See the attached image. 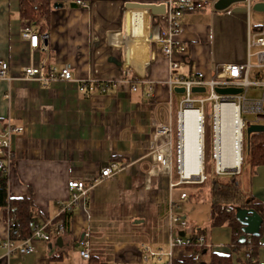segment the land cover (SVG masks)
<instances>
[{"label":"crops","instance_id":"1","mask_svg":"<svg viewBox=\"0 0 264 264\" xmlns=\"http://www.w3.org/2000/svg\"><path fill=\"white\" fill-rule=\"evenodd\" d=\"M80 1L84 5L68 0L54 7L46 32L34 27L48 38L33 49L22 36L23 25L28 22L20 16V0H0V59L10 62L11 73L18 75L22 67L31 63L44 65V70L61 69L69 63L77 79L122 72L131 75L128 68L143 77L119 82L105 95L82 93L76 81L42 84L0 79V142L8 123L24 127L12 138L10 196H31L35 204L32 219L45 223L57 218L61 204L79 192L69 188V181H83L88 188L84 201L71 211L70 230L59 235L53 232L51 241L34 240L36 251L29 254L4 256L2 242L11 237V230L0 208V264H89V259L80 255L85 232L90 234L91 256L98 257L101 264H149L152 259L155 264L168 263L166 256L145 261L143 255L148 249L168 251L176 233L169 217L172 203L188 221L184 232L192 237L204 235L211 245L204 255L207 263L211 262V252H215L231 254L233 264H245L249 252L232 250L230 225H211V211L200 219L199 204L182 202L187 199L180 198L183 188L176 195L177 187L193 183L181 182L176 165L173 168L175 129V149L170 151V133H161L158 125L172 123L175 100L178 112L183 99L173 94L167 82L169 75L189 77L201 72L208 79L224 64L243 66L248 60L250 32L264 29V24L252 25L253 8L245 12L216 10L215 0H207L200 3L205 10L183 14L184 32L173 38L186 47L182 51L176 43L167 41L166 13L145 12L144 8L129 11L125 7L127 2L160 4L169 0ZM72 2L76 5H70ZM127 12L134 35L141 37L149 21L151 44L140 38L128 45V51L124 50L119 25L124 24ZM171 60L178 63L176 69L170 70ZM257 62L258 59L251 61ZM250 80L264 82V66L252 68ZM248 92L250 99L261 98L264 85L251 86ZM160 153L165 158L158 160ZM111 163H116L118 169H113L112 176L102 178V171ZM171 182L176 185L170 187ZM251 192L255 201L263 205L258 258L264 264V165L255 169ZM187 250L175 249L174 260H182Z\"/></svg>","mask_w":264,"mask_h":264},{"label":"built area","instance_id":"2","mask_svg":"<svg viewBox=\"0 0 264 264\" xmlns=\"http://www.w3.org/2000/svg\"><path fill=\"white\" fill-rule=\"evenodd\" d=\"M216 1V0H215ZM214 1V2H215ZM207 3V0H169V2L164 3L166 11L165 13L168 15V38L167 41L169 43H176L178 47L182 51L186 50L184 45H181L178 41H175L174 36L181 35L184 32V26L182 23L183 18V10L180 8L186 7L191 8L195 6H200V3ZM213 2V3H214ZM245 6L248 10L252 9L253 1L245 0ZM80 5H84V3L80 0L77 2ZM130 11V9H128ZM145 12H148L145 10ZM164 13V14H165ZM147 16V14H146ZM131 15L129 12L126 13L125 21L123 24L122 34L124 37V48L125 51H128V45L131 42H134L137 39L145 38L146 40L152 43L151 39V30L149 21L147 20V29L141 34V37L138 35H134L131 29ZM252 30V29H251ZM23 38L29 41V45L31 48H38L41 44V40H46L48 38L47 34L41 36L39 32H37L30 22L23 25ZM136 36V37H135ZM248 60L243 66L238 64H224L221 70L216 73V75L212 78H206L205 75L201 72L194 73L189 77H184L181 75H169L167 78V82L170 88L173 90L175 86H184L185 92L183 99L180 102V109L178 110L177 115V124H176V147L179 152L181 145V129L179 124V116L182 110L186 109H197L201 111L203 114V135L201 138L203 150L205 149V115H204V104L207 101H212L213 109H212V151L214 153V160H216V171L218 174L226 173L224 168H219L217 166V146H218V136L221 137L220 145L223 147L225 145L224 135L226 133L223 132V129L218 133L217 132V123H216V114L215 108L216 105L220 104H233L238 108L237 118L234 115L235 124H240V131L235 130L234 135H240L239 146L242 151H245L246 147V128L249 126L251 121H247L242 117V111L244 113L251 112L255 114V122L264 124V96L261 98L250 99L246 96L244 92L237 95H221L216 92L215 88L217 86H240L244 87V89L255 86V85H264V82L252 81L250 80V72L254 67H262L264 66V29H260L255 32H250L249 41H248ZM253 48H257L256 52H252ZM252 56H256L258 59L257 64H253L250 61ZM44 65L31 63L22 67V69L18 72V75H14L11 73V64L10 62L0 59V79H8V80H25L32 81L42 84H49L55 80H65V81H76L78 84V89L82 93L94 94L99 93L105 95L108 91L113 88L117 83L122 81H135L139 80L143 77V75L139 76H123V77H115V76H90L85 79H77L73 75L72 65L67 63L61 69L57 67H48L44 70ZM178 67V63L176 61L169 62L170 70L176 69ZM226 72V73H225ZM194 86H205L209 95L207 97H194L193 96V87ZM134 89L136 87L134 86ZM205 92V93H206ZM196 103H199L198 106H195ZM234 121V120H233ZM156 122V121H155ZM160 132L163 134L170 133V141H169V150H172V132L173 127L172 123L167 124V126L159 124ZM24 127L22 126H14L11 123H8L3 134L2 140L0 142V170H2L5 174L9 176L13 169V159H14V150H13V135L17 132H22ZM229 129V134H230ZM228 139V138H227ZM184 141V140H183ZM238 144L236 143V146ZM231 146V142H230ZM171 152H169V156ZM244 156V153H243ZM165 158V155L160 153L157 155V159L161 160ZM180 164V163H179ZM179 164L177 166L178 171L181 176V182L184 183H201L207 179V175L204 170L201 174H198V177H186L181 170L179 169ZM113 169H118L116 163H111L108 167H106L102 171V178L110 177L113 175ZM240 172V168L237 169V173ZM174 183H170V187H174ZM68 186L71 190L79 191L78 193H73V196L67 202H64L60 206V211L58 216L68 213L72 211L75 204L84 201L88 193V188L83 181L71 180L68 183ZM181 199L188 198V194L186 192H182L180 195ZM177 204L172 203L169 217L170 222L173 229H176L175 235L169 241L168 251H152L147 250L143 255V260L147 261L150 257H168V264H172L175 258V249L179 247H194L193 250H187L188 255L192 256L194 264H209L204 260V255L210 251L211 245L207 241L204 235H199L197 237H192L189 234L187 235L184 231L188 228V221L185 217L181 216L177 212ZM15 218L10 216L7 219V223L11 230V225L14 224ZM29 227L32 230V234L28 238L24 239H13L12 236L8 237L4 242H2V247L5 249L4 256L10 257L14 253L20 254H29L36 251V248L33 244L34 240L40 239L45 241H51L53 232L54 234H62L65 232V225L63 221L59 220L58 222H54V219H51L45 223H39L36 220L32 219L29 222ZM51 227L54 228L51 231ZM81 250L80 255L85 259H90L91 257V242H90V234L89 232H85L82 240L80 241ZM249 256V254H248ZM3 256H0V259Z\"/></svg>","mask_w":264,"mask_h":264},{"label":"trees","instance_id":"3","mask_svg":"<svg viewBox=\"0 0 264 264\" xmlns=\"http://www.w3.org/2000/svg\"><path fill=\"white\" fill-rule=\"evenodd\" d=\"M68 0H20V16L23 20L30 22L39 32H46L50 26V15L52 9L55 7V3H63ZM70 5L75 6L76 3L72 2ZM184 13L187 12H199L205 10V7L195 6L186 8L180 6ZM251 87V86H250ZM246 88L245 94L248 92ZM173 94L184 97L183 93H178L173 90ZM204 94L193 93L194 97H207L200 96ZM264 96V94H263ZM205 105V104H204ZM213 109V105H212ZM242 111V117L245 119ZM205 115V112H204ZM255 116V114H254ZM206 119V118H205ZM246 120V119H245ZM256 119L251 120L255 122ZM176 151V149H175ZM243 163L240 166V172H227V180L217 182L213 181L210 187L209 199H210V211H211V225L218 226L223 224H229L232 228V250L238 249L248 250L249 256L246 258L245 264H261L258 258L261 229L259 235H246L245 240H242L244 232L242 230V224L236 218L238 208H253L261 217H263V205L255 201L251 192V178L255 174L256 167L264 165V132L252 133L249 138V146L245 147ZM205 171V162H204ZM216 173V171H215ZM205 174H208L205 171ZM218 176L222 174L216 173ZM248 176L247 180L245 179ZM216 177H214L215 179ZM9 176L0 170V208L4 209L6 217H14L15 222L11 225V236L13 239L28 238L32 234V230L29 227V222L33 218V212L35 210V204L31 196L25 197H12L9 194L8 188ZM203 183V182H201ZM200 184V183H195ZM189 197L197 199L195 195ZM71 211L64 213L54 219V222L59 220L63 221L65 225V232L70 230L71 223ZM7 218V219H8ZM189 250L195 249L194 247H187ZM89 264H101L100 260L96 256H91ZM161 264H168L163 262ZM172 264H194L193 258L190 255L185 256L182 260H174ZM210 264H233L232 255H221L215 252H211Z\"/></svg>","mask_w":264,"mask_h":264},{"label":"bare ground","instance_id":"4","mask_svg":"<svg viewBox=\"0 0 264 264\" xmlns=\"http://www.w3.org/2000/svg\"><path fill=\"white\" fill-rule=\"evenodd\" d=\"M126 70L131 71L132 76H139L131 68ZM237 113L238 108L233 104L219 103L216 105L217 132L219 133L223 129V132L226 133L224 135L225 145L223 147L220 145L222 139L218 136L219 144L216 154L218 160L217 166L219 168L228 166L229 168L238 169L243 163V151L239 146L240 135H234L235 130L240 131L239 122L235 124ZM230 123L231 126H229ZM179 124L182 133L178 154L179 169L186 177H195L204 170V150L201 142L203 135V114L195 108L182 110L179 116ZM229 129L231 131L230 134ZM236 143L238 144L237 146ZM228 148L231 150L229 159L226 158V150Z\"/></svg>","mask_w":264,"mask_h":264},{"label":"rangeland","instance_id":"5","mask_svg":"<svg viewBox=\"0 0 264 264\" xmlns=\"http://www.w3.org/2000/svg\"><path fill=\"white\" fill-rule=\"evenodd\" d=\"M253 3L256 2V1H261V0H252ZM237 4H244L245 5V2H241V3H237ZM236 4V5H237ZM234 7L231 6L229 9L232 10V8ZM250 18H251V22H252V25L254 24H260V23H263L264 24V12H261V11H256L254 9L251 10V14H250ZM122 20V19H121ZM163 20H164V16H163ZM150 25V23H149ZM120 26V30L122 32L123 30V24L119 25ZM166 35V34H165ZM164 40V38H162V41ZM162 43V42H161ZM151 44V43H150ZM124 47V45H123ZM151 47V45H150ZM125 50V48H124ZM257 49L256 48H253L252 52H256ZM126 61V54L123 53V62ZM251 61L253 63H255L257 61V57L254 56L251 58ZM125 70V68H124ZM107 76H115V77H123V76H128L126 72H122L121 74L119 75H107ZM252 88H257V87H252ZM209 93L206 92L204 94H201L200 96H205V95H208ZM249 95H251V91L248 92ZM176 103H178V100L176 99L175 100ZM174 105V116L172 117V127L173 129H175L176 131V124H177V115H178V112L176 110V104ZM214 103L212 101H207L205 102V105H204V112H205V158H204V162H205V171L206 173L208 174V178L203 182V183H200V184H184L183 187H177L176 190H175V193L177 196L180 195V192H181V188L184 189V191L190 196V195H195L198 198H200L201 200H197V199H194V198H187L186 200H183L182 202L184 204H191V203H195V204H199V207H200V214L199 215H202V216H199V218L201 219V217H203V215L205 214L207 216L208 212L210 211V199H209V191H210V187L212 185V182L215 180L217 182H221V181H225L227 180V177L226 175L222 174L220 176H218L215 171H216V160H214V153L212 151V105ZM199 103H196L195 106H198ZM245 119L247 121H251V120H254L255 119V116L254 114H252L251 112H247L245 115H244ZM229 122H231V120H229ZM229 126H231V123L229 124ZM247 137H246V144H247ZM172 148L173 150L175 149V140L173 141V145H172ZM228 152V153H227ZM230 153H231V150L230 148H228L226 150V158L229 159L230 158ZM244 153V152H243ZM178 150H177V147H176V151L173 152V155H172V158L173 160L175 159L176 162H172V165H173V168L174 166L176 165V168H177V165L179 164V162L177 161L178 160ZM244 158V157H243ZM171 164V162H169ZM225 170V172H232L235 170V172H237V169H233V168H229L228 166L226 167H222ZM241 169V168H240ZM176 170V169H175ZM177 171H178V168H177ZM201 174V173H200ZM177 176V175H176ZM214 177H216L214 179ZM248 176L246 175L245 179L247 180ZM205 200H208V201H205ZM176 209H178V207H176ZM199 218H197V221H199ZM189 219V224H191L192 222L190 221V219H192V216H189L188 217ZM203 221H206V220H203ZM202 221V223H203ZM191 222V223H190ZM201 222V221H200ZM190 235V234H189ZM155 259H152L149 261V264L152 263V264H155Z\"/></svg>","mask_w":264,"mask_h":264},{"label":"water","instance_id":"6","mask_svg":"<svg viewBox=\"0 0 264 264\" xmlns=\"http://www.w3.org/2000/svg\"><path fill=\"white\" fill-rule=\"evenodd\" d=\"M245 0H216L213 4V7L216 10H226L231 6L244 2ZM63 3H55V7H61ZM125 7L128 9H137V8H144L145 10H149V12L154 14H164L166 11L165 4H141L137 2H127ZM252 8L256 11H264V1H257L253 4ZM235 12H245L248 10L246 6H234L232 8ZM47 42V41H45ZM216 92L221 95H237L244 91V87L240 86H217L215 88ZM174 91L178 93H184L185 87L184 86H175ZM207 91L205 86H194L193 92L195 93H205ZM257 132H264V124H260L258 122H253L246 128V134L248 139V146H249V138L252 133ZM179 162V158H178ZM236 169V168H233ZM236 218L242 224V230L244 235L242 236V240H245L246 235H259L261 225L263 223V218L261 215L253 208H238L236 213Z\"/></svg>","mask_w":264,"mask_h":264}]
</instances>
